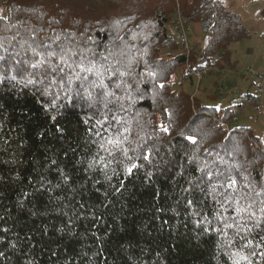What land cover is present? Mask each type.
<instances>
[{"label":"trees","instance_id":"16d2710c","mask_svg":"<svg viewBox=\"0 0 264 264\" xmlns=\"http://www.w3.org/2000/svg\"><path fill=\"white\" fill-rule=\"evenodd\" d=\"M247 37L220 0H0V264H264V137L173 79Z\"/></svg>","mask_w":264,"mask_h":264},{"label":"rangeland","instance_id":"374dc122","mask_svg":"<svg viewBox=\"0 0 264 264\" xmlns=\"http://www.w3.org/2000/svg\"><path fill=\"white\" fill-rule=\"evenodd\" d=\"M228 10L240 17L248 37L231 43L226 50L231 56V66L219 69L213 66L222 49L210 60L207 75L194 84L184 77L182 67L173 74L174 81L186 93L195 95L206 106L225 108L242 104L237 109L231 127H250L255 135L264 137V0H220ZM210 33H203L195 24H189L187 34L190 47L204 48ZM178 89V86H176ZM249 96L250 101L246 100ZM248 99V98H247Z\"/></svg>","mask_w":264,"mask_h":264},{"label":"snow or ice","instance_id":"6c2138e0","mask_svg":"<svg viewBox=\"0 0 264 264\" xmlns=\"http://www.w3.org/2000/svg\"><path fill=\"white\" fill-rule=\"evenodd\" d=\"M52 55H55V53H52ZM61 60L64 61V57H63V56L61 57ZM64 62H66V61H64ZM34 67H35V66H34ZM80 67L83 68V67H84L83 64H81ZM87 71L92 72V71H94V69H93V68H88ZM95 71H96V74H97L98 76L101 75V73L99 72L98 69L95 70ZM125 74H126V73H121V75H125ZM148 74H149V75H153L152 72H149ZM161 87H163V85H161ZM161 130L164 131V132H168V131H169V129H168V127H167L166 125H161ZM180 134H181V135H184L183 132H181ZM185 139H187V140H189V141L195 143V139H196V138H195V136H193V135H188V136L185 137ZM107 143L110 144V145H115V146H117V147H119V146L121 145V141L118 140V139H109V140L107 141ZM101 147H104V145H101ZM105 150H107V149L105 148ZM110 154H111V153H110ZM125 155H127V151H126V150H125ZM129 159H130V158H129ZM144 159H148V156H147V155L144 156ZM136 167H137V165H136L135 163H132L131 166L128 167L126 170H127V172H128L129 174H131L132 171H133ZM236 183H237V182H236V180H235L234 178H231V177L228 178V186H229V187L236 185ZM233 204H234V211H235L236 213H238V214H239V213H248V214H249V215H248V219H249V220H254V219H256V213L253 212V211L251 210V209H252V205H251V204H248V205H240V202H239V201H233ZM259 211H260V213H261V218L264 219V207H261V208L259 209ZM257 226H259V224H257ZM224 227L230 229V228L233 227V224H231V223H225V224H224ZM237 227H238L237 235H239V232H240V231H243V228H241L240 226H237ZM244 227H246V225H245ZM205 231H207V229H205ZM220 231H223V230L221 229ZM249 231H250V229H249ZM224 235H227V233H224ZM242 239H246V238H245V237H242ZM260 239H261L262 241H264V236H262ZM229 243H231V241H229ZM252 243H253V241H251V240H246V243L243 245V247H248V246H250ZM251 255H252V256H255V255H256V252L253 251V252L251 253ZM261 255L264 256V253H261ZM242 261H247L248 264H252V261L249 260V257H248L247 255H244L242 252H235V253H232V264H241Z\"/></svg>","mask_w":264,"mask_h":264},{"label":"built area","instance_id":"2783aa9c","mask_svg":"<svg viewBox=\"0 0 264 264\" xmlns=\"http://www.w3.org/2000/svg\"><path fill=\"white\" fill-rule=\"evenodd\" d=\"M165 30L167 34L172 37L174 40L178 42L180 45L182 51L185 54L189 53L190 50V44L188 42V31H189V24L186 23L184 18L179 14L178 11H176L170 18V20L165 24ZM207 70H210V68L202 69L198 72H195L193 74L195 80L197 82H200L203 77L207 75Z\"/></svg>","mask_w":264,"mask_h":264}]
</instances>
